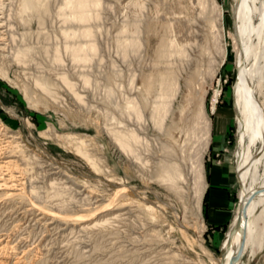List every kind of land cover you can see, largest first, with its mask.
<instances>
[{
  "label": "rangeland",
  "instance_id": "rangeland-1",
  "mask_svg": "<svg viewBox=\"0 0 264 264\" xmlns=\"http://www.w3.org/2000/svg\"><path fill=\"white\" fill-rule=\"evenodd\" d=\"M100 1V18L92 27L97 28H94V35L101 62L96 58L87 70L73 65L65 56V41L61 32L64 25L57 16V8H60L63 0L44 1L48 4L49 13L42 14L41 25L35 18L22 24L13 16V11H7L11 0H0L7 11L0 15V24L3 25L0 27V58L3 59L0 60V68L8 73L7 79L0 77V184L11 185L9 192L5 188L0 189V248H4V251H0V264H197L202 258V248L218 257L221 255L220 248H210L204 238L202 200V223L190 220L195 224L190 223L189 228L176 223L172 213L181 216L182 211L173 197L155 178L147 176L150 169L144 170L142 165L127 160L107 134V130L116 125L115 119H120L116 104L122 103L121 95L135 98L156 78L155 51L167 37L168 20L178 17L175 8L184 6V0H141L144 9L140 21L144 31H147L142 35L144 46L130 53L126 60L118 53V41L122 38V27L134 23L131 7L136 0ZM215 2L223 15L221 37H217L219 40L216 36L213 38L209 26H206L207 20L214 19L213 15L210 18L208 13H204L206 17L203 14L199 16L200 19L197 17L196 26L193 25L196 41L200 45V41L210 38L206 44L210 53L204 55L203 51H199L196 54L197 49H194L192 57L196 54L194 57L206 67V62L211 58L213 65L220 63V46L226 51L225 62L214 78L206 76L203 108L211 122V130L218 125L226 127L228 141L224 152L233 162L236 172L238 134L233 106V88L237 76L233 41L234 0ZM8 14L11 15L10 19H7ZM19 46H27L29 50L32 48L28 56L30 60L25 59L23 64L13 61L10 54ZM56 48L61 52L63 64L53 62ZM3 63L7 69L3 68ZM179 63L176 60L174 67L180 66ZM81 71L88 75L91 87L84 89L81 86L77 77ZM56 73L68 74L80 96L84 97L82 101L85 104L75 99ZM36 77L52 80L56 84L58 89L54 85V90L57 101L44 96L41 89L35 86L33 79ZM133 79L135 90L130 88ZM24 89L31 96L29 93L26 96ZM108 91L115 96L109 97L106 94ZM214 100L215 108L212 110ZM177 107L178 103H175ZM145 115L148 117L149 110H145ZM72 136L87 140L84 149H90L88 151L92 155L94 153L95 159L101 162L100 168L106 166L110 168L111 176L121 178L123 186L129 189L131 195L118 199L114 189L108 187V178L103 173L93 171L87 160L77 153V143L67 139ZM89 144L94 147H88ZM194 147L200 149L201 144L198 142ZM207 153L208 149L202 158L204 173ZM147 160L153 162L151 156ZM7 163H12V166H7ZM2 178L6 179L5 182ZM189 180L187 184L191 188V177ZM240 189L238 182L235 211L239 204ZM8 195H12V198L9 199ZM190 195L189 203L193 207L194 195ZM146 204L157 206L153 212H148L143 208ZM262 218L264 220V209ZM257 223L256 243L259 242L264 222ZM188 238L193 245L187 241ZM241 263L264 264V239L262 250L258 251L254 247L252 252L246 251Z\"/></svg>",
  "mask_w": 264,
  "mask_h": 264
},
{
  "label": "bare ground",
  "instance_id": "bare-ground-1",
  "mask_svg": "<svg viewBox=\"0 0 264 264\" xmlns=\"http://www.w3.org/2000/svg\"><path fill=\"white\" fill-rule=\"evenodd\" d=\"M44 1L45 0H11L12 3L10 2V6L8 7L7 5L6 7H8V12L13 11V16H16V19L22 24L35 18L39 25H41L43 20L42 14L45 15L49 13L48 4ZM101 3L100 0H63L60 8H57V16L61 18V24L64 25V29L61 31L65 41L64 53L66 54L65 56H68L67 58L70 59L73 65L87 68L89 64H92L96 60L101 62L99 58V47L96 42V36L94 35V28L96 27H92L100 18L99 10L101 8ZM184 3V6L178 5L175 8V12L178 15L177 18L167 19V37L163 39L162 43L155 51L154 67H156L157 70L156 78H153V80L148 83V87L138 92V97H130L127 94L121 95L122 103L120 105L116 104V110L118 109L120 119H115L116 125H114L113 129H108L107 134L115 147L127 160L133 164L142 165L144 170H151L147 172L149 173L147 176L149 175L150 178H155L157 180L156 182L162 185L164 190L173 197L178 208L182 211L181 216L180 214L177 215L175 212L172 213L176 223L181 226H188L190 223H193L191 222L192 220H195V223H202L200 220V203L205 191V173L203 170L202 158L210 144L212 132L211 122L204 113L203 108L206 88L205 80L206 76L207 78L210 75L213 77L221 65L224 64L226 51L220 46V63H215L216 65H213L214 62L211 58V60L209 59V61L206 62V67L200 64V60L194 56L200 52L202 53V51L204 55L210 53L209 46H206L210 38L208 40H203L205 43L200 41L202 44L199 45L198 41H196L193 25L200 15L208 13L210 18L211 15H213L214 19L206 21L208 24L206 26H209L208 30L211 32L208 33H210L213 38H215V36L216 38H220L222 33V11L215 0H184ZM160 6H162L161 3ZM131 9L134 23L130 25L127 23L122 27L120 33L122 38L118 41V53L123 60H126L130 53H135L144 46L142 35L147 32L142 28V23L140 21L144 9L143 1L136 0L132 3ZM3 11H5V7L0 3V15L4 14ZM11 15L8 14L7 19ZM204 17L206 16L204 15ZM233 20L234 37H232L234 40L233 38L232 40L235 41L237 67V76L233 88V106L236 114L238 134L235 159L237 165V180L241 187L239 204L237 214L220 245L221 255L216 257L202 248V258L198 260L199 262L197 261V264H242L241 259L246 251L252 252L254 247H257L258 251L262 250V241L264 239L263 224L259 235V242H255L258 228L257 221L264 222L262 218L264 209V0H234ZM1 26H3L2 23L0 24V27ZM146 27L148 26L146 25ZM0 35H2L1 32ZM218 40L216 41L214 39L216 43H218ZM12 41L15 40L12 39ZM26 47L19 46L16 47L13 52L11 51L12 53L10 54L13 61L20 64L24 62L25 59H29V51L32 48L29 50ZM194 49H197V52L192 57V53H195ZM210 57H212V54ZM176 60L177 63L180 62V66H177V68L174 67ZM53 62L63 64L61 52L57 48L54 50ZM5 65L3 63V68H6ZM37 74H39V72ZM78 74L77 77L81 81V86H83L84 89L88 86L91 87V81L88 75L84 71ZM7 75V71L0 68V77L7 79ZM211 76L209 79H211ZM46 78L36 77L33 79L34 81H32L35 82V86L41 89L44 96H48L52 101L56 100V93L54 90V85L56 87V84H53L54 82H52V80L49 81ZM57 78L67 87V90L71 92L76 100L82 101L84 97L80 96L76 84L71 81L68 74L58 73ZM182 81L184 87H182ZM134 83V79L131 80L130 88L132 90H135V88H133ZM26 91L24 93L28 96L27 94L29 91L28 93ZM106 94H108L109 97L113 95L111 91H108ZM175 103H178L177 108H175ZM214 104L215 100L212 110L215 108ZM146 109L147 111L149 110L148 117L145 115ZM110 127L112 126L110 125ZM12 139L15 140L16 138L12 137ZM67 139L73 141V143H77V153L87 160L93 171L96 173H103L106 178H108L106 180L109 184L108 187L114 189V195H116L118 199L126 198L127 195H131L129 189L123 186V180L121 178H114L111 176L112 172L110 168L106 166L100 168L101 162L99 159H95L94 153L92 155L88 151L90 149H84L87 140L84 141L85 139L80 137L76 138L74 136ZM198 142L201 144V148L197 149L199 146H195L197 147L195 149L194 145ZM91 146L94 147L93 145H88V147ZM149 156L153 158V162L151 163L147 160ZM31 160L33 161L32 157ZM187 161L190 164V166L188 165L189 168L186 166ZM8 163L7 166H12L10 165L12 163ZM29 164L31 165V162ZM13 169H16V167H13ZM190 177L192 181L191 188L189 187L190 185L187 184V182L190 181ZM8 179L12 181L11 178ZM1 188H5L6 191L8 190L9 192L11 185L9 186L7 183L0 184V189ZM192 193L194 195L193 207H191L189 203L191 201L190 194ZM20 194L22 193L20 192ZM11 196H9V199ZM146 205L147 206L143 208L148 212H153L155 206H157L155 205L153 207V205ZM238 216H240L239 227L237 226ZM187 241L192 244L189 238ZM196 242L199 241L196 240ZM241 243L243 244L242 251L240 257L237 258L235 256ZM201 245L202 244H200V246ZM0 251H4L2 246Z\"/></svg>",
  "mask_w": 264,
  "mask_h": 264
},
{
  "label": "crops",
  "instance_id": "crops-1",
  "mask_svg": "<svg viewBox=\"0 0 264 264\" xmlns=\"http://www.w3.org/2000/svg\"><path fill=\"white\" fill-rule=\"evenodd\" d=\"M226 127H213L205 160V191L202 198L203 234L208 246L219 249L236 215L238 180L234 164L225 155Z\"/></svg>",
  "mask_w": 264,
  "mask_h": 264
},
{
  "label": "water",
  "instance_id": "water-1",
  "mask_svg": "<svg viewBox=\"0 0 264 264\" xmlns=\"http://www.w3.org/2000/svg\"><path fill=\"white\" fill-rule=\"evenodd\" d=\"M237 226L238 227L240 226V216H238V218H237ZM242 246H243V244L241 243V245L239 247V250H238V252H237L235 257H237V258L240 257V254H241V251H242Z\"/></svg>",
  "mask_w": 264,
  "mask_h": 264
}]
</instances>
